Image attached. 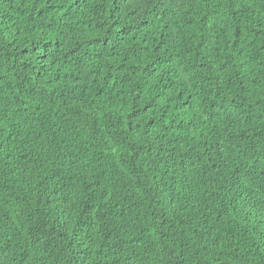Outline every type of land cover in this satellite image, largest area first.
<instances>
[{"label": "trees", "instance_id": "16d2710c", "mask_svg": "<svg viewBox=\"0 0 264 264\" xmlns=\"http://www.w3.org/2000/svg\"><path fill=\"white\" fill-rule=\"evenodd\" d=\"M0 264H264V0H0Z\"/></svg>", "mask_w": 264, "mask_h": 264}]
</instances>
